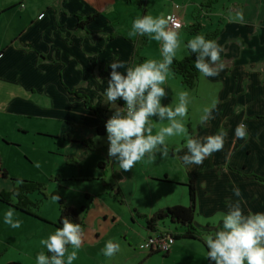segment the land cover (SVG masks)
Wrapping results in <instances>:
<instances>
[{
    "label": "crops",
    "instance_id": "0c3cea01",
    "mask_svg": "<svg viewBox=\"0 0 264 264\" xmlns=\"http://www.w3.org/2000/svg\"><path fill=\"white\" fill-rule=\"evenodd\" d=\"M201 3H192L190 11L181 8L177 11L183 16L184 26L178 32L184 44L195 37L185 32V26L193 24L194 18L199 17L204 31H214L210 19L212 9H201ZM151 4V0H146L147 15L153 11ZM170 9L161 14L166 15ZM92 15L96 18L86 25L85 30L89 33L86 35L76 28L77 19ZM139 16L141 10L136 0H0V194L12 190V180L23 178L9 170L5 153L8 148H18V137L32 136L55 152L65 149V154L61 155L70 165L77 163L73 160L74 153L81 155L84 149L89 152L98 149L96 146L88 149L82 142L100 144L101 139L94 141L93 137L106 136L97 135L96 129L111 114L107 105L103 104V92L110 71L107 65L118 59L130 66L135 50L142 43L141 37L129 38L126 33L132 20ZM256 27L251 23L226 22L221 30L215 29L217 36L214 40L222 46L224 64L218 76L204 78L199 73L193 89L184 88L180 79L173 75L166 82L168 97L164 103L175 104L180 91L189 93V112L185 118L188 132L205 137L223 128L227 130L223 149L206 158L201 165L186 169L178 159L183 150L175 153V149L181 148L184 137L172 138L169 140L168 159L161 160L157 156L153 163L144 160L147 161V177L135 169L116 175L113 172V183L102 184L107 195L114 198L117 189L123 201L138 190H154L158 195L157 201L162 197L161 189L176 195V198L173 195L158 201L157 206L152 205L151 210L141 213L151 216L165 207L185 205L183 189L177 192L175 189L184 188L192 182L197 210L193 227L201 234V239L203 232L213 229L216 213L225 211L226 202L233 198V186L240 188L246 210L264 211V183L251 177L264 178V120L255 118L264 117V43L249 42L246 33V30ZM109 35L111 40L107 38ZM151 41L148 39L140 52L144 61L161 59L159 43ZM183 58V52L178 51L175 59ZM77 95L85 96L91 109ZM213 102L216 103L214 118L208 124L200 125L202 109ZM117 103L122 105L121 101ZM241 121L248 129L246 140L234 136V129ZM161 126L154 123L153 134ZM106 160L107 150L103 147L96 160L99 173L91 176L79 174L77 179L68 181H88L89 177V180H99L106 176ZM101 194V191L94 193L99 197L96 200L100 210L97 219L102 218V224L92 230L85 222L87 211L82 215L85 224L83 243L73 264H107L101 249L109 239L119 244H122L120 239L123 242L127 240L129 246L133 243L138 249L155 233L174 236L183 233L166 221L158 223L153 232L148 231L141 221V230L129 235L124 230L123 221L115 223V219L111 218L114 226L107 223L110 215L99 202L104 204L110 197L105 195L107 198L102 199ZM83 196L85 202L92 198L88 192H84ZM48 197L47 200L52 198ZM30 200L38 202L34 198ZM41 201L37 214L42 220L24 215L0 202V264H35V256L46 252L40 240L56 228L53 224L59 213L58 209L51 212V204L47 206L45 200ZM64 202L74 208L85 207L84 204L76 206L72 201ZM10 209L14 210V217L22 222L20 228L13 229L2 223L3 213ZM202 219H206L207 223H202ZM106 223L107 226L104 225ZM166 257L176 261L183 258L184 264H207L203 240L175 239Z\"/></svg>",
    "mask_w": 264,
    "mask_h": 264
},
{
    "label": "clouds",
    "instance_id": "9594fccd",
    "mask_svg": "<svg viewBox=\"0 0 264 264\" xmlns=\"http://www.w3.org/2000/svg\"><path fill=\"white\" fill-rule=\"evenodd\" d=\"M172 19L163 14L139 16L132 20L126 33L129 38L147 37L158 42L161 59H147L131 66L117 59L107 65L110 71L103 92V104L111 112L104 123L107 156L125 172L145 159L149 163L156 161L157 156L161 160L168 159L169 140L175 137H184L181 148L175 149V153L183 150L178 159L186 169L201 165L224 146L227 130L223 128L205 137L188 132L185 126L190 104L188 91L178 92L175 104L164 103L168 97L166 82L173 74L171 69L178 51H182L185 57H194L193 67L204 78L216 77L224 69L222 46L202 35L182 43L176 30L180 24L170 25ZM117 101H121L122 106ZM215 110V102L204 107L199 124H208L214 118ZM154 123L163 125L155 134ZM234 136L240 140L248 137L243 121L236 125ZM99 139L98 136L93 137L94 141ZM231 192L233 198L226 202L225 211L216 213L213 229L203 232L206 259L209 264H264V211L246 210L238 186H233ZM201 222L207 223V220L202 219ZM2 223L17 229L22 222L14 217V210L10 209L3 213ZM60 225L40 240L46 252L35 256V264H73L77 259V252L83 243V229L67 217H61ZM120 251V244L112 239L105 241L101 249L107 258Z\"/></svg>",
    "mask_w": 264,
    "mask_h": 264
},
{
    "label": "rangeland",
    "instance_id": "374dc122",
    "mask_svg": "<svg viewBox=\"0 0 264 264\" xmlns=\"http://www.w3.org/2000/svg\"><path fill=\"white\" fill-rule=\"evenodd\" d=\"M203 1L204 0H151L152 4L150 8L153 10L151 16L156 17L161 15V12L168 10L169 7L174 4L178 5L181 9H188L187 11H190L191 8H193L192 3L198 4ZM211 16L210 19H212L211 24L213 25V30L216 28L221 30L226 22L256 24L257 27L253 28V30H246L247 39L249 42L258 41L260 43L262 41L264 43V0H217L212 7ZM209 28H211V26H209ZM151 43L158 42L151 41ZM108 118L109 117L106 119ZM24 137L25 138H17L19 143L16 145L18 148H8L5 150L6 157L9 160V170L14 174L23 177V181L41 182L47 186L46 193L53 196L47 200L49 197L45 198V196L43 197L41 194L34 192L28 196L29 199L34 198L40 202L41 200H45L47 206L51 204V209L48 208L51 212L58 209V201L54 198L55 195L64 201H72L76 206L84 204L87 208V213L84 214L85 222L89 223L88 226L90 225L92 230L97 229L102 224V218L97 219V212H100V210L97 209L96 200H98L99 197L94 195L96 192H102L100 195V198L102 199L107 198V196L110 197L107 198V201H105L104 204L103 202H99L101 207L107 210L106 214L110 215V219L107 223L110 222V224H113L114 226L111 218L115 219V223H117V220L123 221L125 225L124 230H126L129 235H131V233L135 234L139 232L143 222L140 217L137 216V213L133 214L131 212L134 210H137L139 214L143 211L148 212L151 210L152 205L157 206L158 201H163L174 195L167 190L164 191V189H161L163 192L162 197L157 201L158 195L154 190H138L132 192V195H128L127 199L120 203L118 199L116 200L112 198V196L107 195V190L102 188L103 183L111 185L113 183V177H115L116 174L123 172V170H120L115 165V162L108 156V160L105 162V165H108L106 167V176L101 177L97 181L94 179L89 180L91 177L88 178V181H68L70 179H77L79 174L91 176L92 174L95 175L96 173H99L100 169L96 160L101 154V149L103 147L107 150V141L105 137L100 138V144L94 142L95 146L98 147L97 150L89 152L84 149L82 150L83 153L81 155L74 153L73 160L77 161L75 165H66L67 159L61 155L65 154V149L61 152H55L52 147H49V145H44L43 141H39L28 135H24ZM146 162L147 161L138 162L133 169L141 171L145 176L147 174L145 168ZM113 172H115V175L112 176V174H114ZM153 185L155 187L159 186L158 184ZM180 189H183V200H186V204L180 206H187V187L176 188L175 191H181ZM84 192H88V194L92 196L91 200L88 202H85L84 200ZM174 196L176 198V195ZM103 218L106 217L103 216ZM107 223L104 225L107 226ZM120 242L122 244H120L121 251L119 253L111 258L104 257L107 264H184L182 260L183 258H178L176 261L173 258L168 259L167 257H164L161 253L152 254L147 258L146 250L141 251L137 249V245H134L133 243L129 246L127 240L123 242V240L120 239ZM69 251H71V248Z\"/></svg>",
    "mask_w": 264,
    "mask_h": 264
},
{
    "label": "trees",
    "instance_id": "16d2710c",
    "mask_svg": "<svg viewBox=\"0 0 264 264\" xmlns=\"http://www.w3.org/2000/svg\"><path fill=\"white\" fill-rule=\"evenodd\" d=\"M138 7L141 10V16L147 15V10L145 7L146 0H136ZM217 2V0H204L200 4V8L206 11H209L212 9L213 5ZM176 5V4H174ZM173 6V5H172ZM171 9L168 13L172 11ZM167 13V14H168ZM96 18V15L87 16L83 19L79 18L77 19L76 28L78 30L83 31L86 33V35H89V33L85 30V27L87 24H89L91 21H93ZM184 25H182L183 27ZM185 32L187 35H202L206 39L214 40L217 36V30L214 31H204V27L200 22L199 17L196 19L194 18V23L188 26H185ZM109 40L112 39V36L109 35L107 37ZM149 38L147 37H141L140 43H142L137 50L134 52V56L130 62V66L134 65L136 63H140L144 61V58L141 56L140 52L142 48L146 45ZM193 59L194 57H185L182 60H176L174 59L173 65H172V75L174 77H177L180 79L181 85L186 89H193L196 85L197 79H198V72L193 67ZM78 98L83 99L85 106L88 109H91L87 102V98L82 95H77ZM122 106V105H121ZM111 115V114H110ZM109 115V116H110ZM108 116V117H109ZM259 120H264V117H255ZM96 133L99 136H103L105 134L104 124L100 127H97ZM83 145H85L88 149H94L95 143L92 141H84L82 142ZM67 164L70 165V162L67 161ZM254 179L258 180L261 183H264V178L257 177V176H251ZM13 186L12 190L8 193H2L0 194V202L4 203L5 205H8L9 207L17 210L18 212L31 216L33 218L40 219L37 215V212L39 211L41 202H33L29 199V195L33 194L34 192H37L41 194L43 197L47 198L48 195L46 193V186L42 183L37 182H31V181H23V180H12ZM187 196H188V204L187 206H172V207H165L162 209L157 210L154 214L151 216H147L145 214H139L136 210L133 211L134 214L137 213V216L140 217V219L144 222L145 229L148 231H154L155 227L158 225V223L166 221L169 225L174 226L175 228L181 229L183 233L181 235H172L175 239H194V240H200L201 234L196 231V229L193 227V222L197 216V210H196V191L194 188V184L192 182H189L187 185ZM15 193H18V195H14ZM53 197V196H51ZM54 197H58L55 195ZM114 198H117L120 203L123 202L122 195L119 192V190H115L113 194ZM58 201V219L53 224L56 228H59L60 225V219L61 217H67L70 218L73 223H78L81 225L83 232L85 229V224L82 215L87 211L86 207H80V208H74L66 202H64L62 199H57ZM42 220V219H40ZM152 254L155 253H147V258L150 257ZM164 257H166V253L163 254ZM8 264H18V263H8ZM207 264H209V261L207 260Z\"/></svg>",
    "mask_w": 264,
    "mask_h": 264
},
{
    "label": "built area",
    "instance_id": "2783aa9c",
    "mask_svg": "<svg viewBox=\"0 0 264 264\" xmlns=\"http://www.w3.org/2000/svg\"><path fill=\"white\" fill-rule=\"evenodd\" d=\"M178 5L172 6V11L165 16H171L173 19L170 22V25H174L176 23L180 24V28L176 29L179 31L183 25V16H181L177 11L179 10ZM174 237L169 233H155V235L147 238L143 243L138 246V249L141 251L146 250L147 253H168L169 249L174 244Z\"/></svg>",
    "mask_w": 264,
    "mask_h": 264
},
{
    "label": "flooded vegetation",
    "instance_id": "af4514ba",
    "mask_svg": "<svg viewBox=\"0 0 264 264\" xmlns=\"http://www.w3.org/2000/svg\"><path fill=\"white\" fill-rule=\"evenodd\" d=\"M105 120H107V119H105Z\"/></svg>",
    "mask_w": 264,
    "mask_h": 264
}]
</instances>
